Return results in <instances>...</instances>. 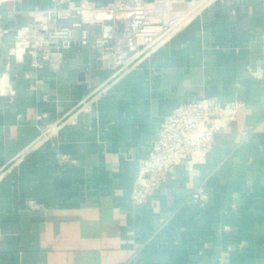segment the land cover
I'll list each match as a JSON object with an SVG mask.
<instances>
[{"label": "crops", "instance_id": "crops-1", "mask_svg": "<svg viewBox=\"0 0 264 264\" xmlns=\"http://www.w3.org/2000/svg\"><path fill=\"white\" fill-rule=\"evenodd\" d=\"M71 1L96 3L83 19L109 23L111 0ZM53 6L0 4V264H264V81L246 71L264 69V3L207 0L114 76L79 42L59 64L32 65L30 29L80 18L49 19ZM203 96L242 105L204 162L178 167L132 207L162 117ZM39 124L58 125L40 140ZM198 187L209 195L202 207L189 195Z\"/></svg>", "mask_w": 264, "mask_h": 264}, {"label": "built area", "instance_id": "built-area-1", "mask_svg": "<svg viewBox=\"0 0 264 264\" xmlns=\"http://www.w3.org/2000/svg\"><path fill=\"white\" fill-rule=\"evenodd\" d=\"M4 1L0 0V4ZM53 1L54 6L48 10L49 19L55 21L74 14L80 18L66 25L49 27L47 23H40L30 29L31 35L25 40L23 50L30 56L32 65L59 64L63 61L64 51L79 42L95 48L101 65L112 70L114 76L131 67L138 53L153 46L161 36L170 35L180 18L187 16V12L183 16L176 14L175 5L186 3L187 11L188 5L199 0H111L105 6L111 15L109 23L83 19L85 12L98 8L92 1L75 4L64 0L66 5L62 7L58 4L63 0ZM258 1L264 3V0ZM98 27L99 33L95 35ZM76 29L79 30L78 36H75ZM7 32L0 15V47ZM246 71L250 77L264 81L263 67L247 66ZM241 105L242 101L237 98L203 96L173 106L162 117L149 149L138 161L129 204L132 207L144 205L167 184L178 167L191 169L204 162L213 149L216 134L236 118ZM81 106L89 108L90 101H82ZM55 125L51 130L52 125L39 124L38 139L49 140L58 124ZM189 195L191 201L201 207L206 205L209 197L203 187L194 189Z\"/></svg>", "mask_w": 264, "mask_h": 264}, {"label": "rangeland", "instance_id": "rangeland-1", "mask_svg": "<svg viewBox=\"0 0 264 264\" xmlns=\"http://www.w3.org/2000/svg\"><path fill=\"white\" fill-rule=\"evenodd\" d=\"M175 6L177 7V11H178L179 13L184 14V13L186 12V6H187L186 3H181V4H179V5H175ZM193 12H195V11H193ZM193 12H192V13H193ZM185 18H186V17H184L183 19H182V17L180 18L179 21H181V22H179V25H178L177 27L181 26L185 21H187ZM167 37H168V36H167ZM167 37H166V38H167ZM166 38H164V39L159 38V39L156 40L152 45H153V46H154L155 44L157 45V44L161 43L162 41H164ZM153 46H151V47H153ZM151 47H149V48L145 49L144 51L138 53V56L134 58V60L132 61V63L135 62V61H137V60L140 58L141 55H144V54L148 53V52L151 50Z\"/></svg>", "mask_w": 264, "mask_h": 264}, {"label": "bare ground", "instance_id": "bare-ground-1", "mask_svg": "<svg viewBox=\"0 0 264 264\" xmlns=\"http://www.w3.org/2000/svg\"><path fill=\"white\" fill-rule=\"evenodd\" d=\"M205 1H207V0H205ZM205 1H203V0H199L198 2H196V3H194V4L188 5V7H187V11H186L188 14H187V16H186L185 19L187 20L188 17L194 13L193 11L197 10L198 7H201V5H202L203 3H205ZM192 12H193V13H192ZM180 22H181V21H180ZM178 25H179V23H178ZM178 25H176V26H178ZM175 29H176V28H175ZM175 29H174V30H175ZM168 35H169V33L166 34V35L161 36V38L164 39V38H166Z\"/></svg>", "mask_w": 264, "mask_h": 264}]
</instances>
